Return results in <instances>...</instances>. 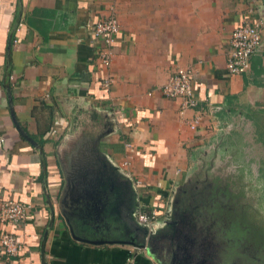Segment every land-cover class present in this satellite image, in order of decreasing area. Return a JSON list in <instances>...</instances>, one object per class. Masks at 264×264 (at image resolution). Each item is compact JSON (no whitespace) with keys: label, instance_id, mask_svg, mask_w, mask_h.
<instances>
[{"label":"crops","instance_id":"0c3cea01","mask_svg":"<svg viewBox=\"0 0 264 264\" xmlns=\"http://www.w3.org/2000/svg\"><path fill=\"white\" fill-rule=\"evenodd\" d=\"M112 14L105 92L103 41L89 25ZM244 22L259 25L262 44L247 73L230 74V36ZM178 69L194 70L195 131L159 91ZM239 125L248 156L264 158V0H0V197L28 207L20 224H0L22 242L0 264H128L137 245L167 264L182 235L164 210L171 189ZM146 202L160 214L142 227ZM136 253L133 264H157Z\"/></svg>","mask_w":264,"mask_h":264},{"label":"built area","instance_id":"2783aa9c","mask_svg":"<svg viewBox=\"0 0 264 264\" xmlns=\"http://www.w3.org/2000/svg\"><path fill=\"white\" fill-rule=\"evenodd\" d=\"M93 38H101L103 47L96 53L95 59L102 70L107 72L101 79L100 87L108 92L114 78L108 73L112 64L113 45L119 33L120 25L117 17L111 16L97 20L89 25ZM262 44L261 30L259 25L244 22L231 33L229 46L230 51L226 63V69L230 74L241 75L250 70L251 59ZM161 95L169 100L178 102V114L188 128L195 131L201 122V115L194 110L197 100L194 96V70L178 69L159 89ZM193 111L194 114L186 118L185 114ZM129 146V145H127ZM129 161H124L123 166H128ZM28 207L23 203L0 197V224L17 225L26 220ZM160 207L158 204L142 203L136 214V221L142 227H148L159 218ZM130 252L128 264H133L136 252H146L145 248H137ZM22 250V242L9 231H0V257L7 259L16 258ZM137 254V253H136Z\"/></svg>","mask_w":264,"mask_h":264},{"label":"rangeland","instance_id":"374dc122","mask_svg":"<svg viewBox=\"0 0 264 264\" xmlns=\"http://www.w3.org/2000/svg\"><path fill=\"white\" fill-rule=\"evenodd\" d=\"M243 128L245 126L239 125L229 132H223L215 142H212L203 151H200L196 158L195 166L186 174L181 185L176 184L171 189V197L168 198L169 201L164 210L168 214V218L174 222L173 226L177 225L181 230L183 228L179 240L184 241L187 248V256L185 254L184 260L187 257L190 259L192 257L193 260L199 261L202 264H240L237 260L238 256L235 255L233 257L234 260L228 263L217 252L218 245L213 241L216 235L209 222V219L214 217L215 213L209 211L207 196L210 194L207 188L208 184H206L204 178L211 176L208 180L210 182L213 181L215 184L216 182L212 179L220 174L223 176L220 179L221 184L226 185L230 180L228 178L230 171L226 166L231 164L234 157H237V162L242 160L248 162V127L244 130V136L240 134ZM213 169L217 173L210 175L209 171ZM199 171H202L201 173L204 174L203 179L198 177ZM199 180H201V187L196 188L195 185ZM245 185L248 187L247 182H245ZM218 194L219 199H226L221 194V191H218ZM234 214L236 213H226V215L218 213L219 217L217 216V219L224 220L223 218L225 217L231 220ZM111 222L113 221H109L108 224L109 229L113 228ZM229 225L230 227L232 226L230 223ZM239 236L234 235L235 238ZM243 257L246 258L245 255ZM244 263L247 264L248 262Z\"/></svg>","mask_w":264,"mask_h":264},{"label":"trees","instance_id":"16d2710c","mask_svg":"<svg viewBox=\"0 0 264 264\" xmlns=\"http://www.w3.org/2000/svg\"><path fill=\"white\" fill-rule=\"evenodd\" d=\"M260 129L264 130V126ZM255 143L264 146V139L261 133L257 136V131ZM237 161V157H234L231 164L226 166L230 171V180L226 185L221 184L223 176L220 174L212 179L215 184L208 180L211 176L204 178L210 194L207 196L209 211L215 213L209 219L216 235L213 241L221 247L226 259L231 260L236 255L240 264H246V261L247 264H264V158L260 155L248 156V162ZM199 172L198 177L203 179L204 174ZM209 173L213 175L217 172L213 169ZM200 182L197 181L196 188L201 187ZM218 191L226 199H219ZM232 212L236 214L231 220L225 217L224 220L217 219L218 213L226 215ZM234 235L240 236L235 238Z\"/></svg>","mask_w":264,"mask_h":264},{"label":"flooded vegetation","instance_id":"af4514ba","mask_svg":"<svg viewBox=\"0 0 264 264\" xmlns=\"http://www.w3.org/2000/svg\"><path fill=\"white\" fill-rule=\"evenodd\" d=\"M138 211V210H137ZM175 228L178 230V233L183 231V228L181 230V228L179 226H175ZM178 237V238H177ZM173 240L177 243V246L175 248H171L169 254H167V264H201V262L193 260V258L191 257V259L189 257H187L186 260H184L185 254L187 256V248L185 246L184 241L179 240V236L174 235ZM183 242V243H182ZM154 244H152L153 247ZM218 245V244H217ZM145 246V245H144ZM155 246V245H154ZM146 247L148 248V246L146 245ZM217 252H219L222 257L229 263V261L234 260V259H226L224 257V254L222 253L221 247L218 246ZM161 260V259H160ZM193 260V261H192ZM236 260V259H235ZM238 260V259H237ZM196 261V262H195ZM239 261V260H238ZM240 263V262H239Z\"/></svg>","mask_w":264,"mask_h":264},{"label":"water","instance_id":"95a60500","mask_svg":"<svg viewBox=\"0 0 264 264\" xmlns=\"http://www.w3.org/2000/svg\"><path fill=\"white\" fill-rule=\"evenodd\" d=\"M11 117H12V120L14 122V125L16 126L18 132L20 133V135L25 138L26 140H28V142H30L33 146H37V144L35 142H33L29 137L28 135L24 132V130H22V128L19 126V124L17 123L16 121V118L13 114V111L11 110ZM145 229V228H143ZM137 248H145L146 249V253L150 255V257L157 263V264H166L165 262H163L162 260H160L155 254H152L149 250V248H147L146 246L144 245H137L136 246Z\"/></svg>","mask_w":264,"mask_h":264}]
</instances>
